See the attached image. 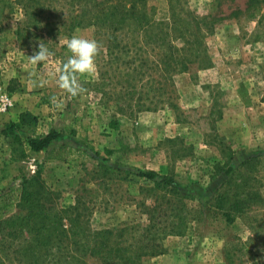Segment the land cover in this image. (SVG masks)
<instances>
[{
  "label": "rangeland",
  "instance_id": "1",
  "mask_svg": "<svg viewBox=\"0 0 264 264\" xmlns=\"http://www.w3.org/2000/svg\"><path fill=\"white\" fill-rule=\"evenodd\" d=\"M150 5L164 26L129 25L114 33L95 15H64L66 4L56 7L63 15H41L28 30H19L28 24L18 8L0 20V196L11 195L13 203L7 214L18 213L22 181L40 172L58 205L80 203L82 221L92 229L137 226L148 221L146 209L157 206L150 191L154 184L138 173L171 174L191 215L183 234L162 240L165 253L145 257L142 264H227L230 244L252 237L255 242L237 252V259L243 255L244 262L264 264V253L255 246L264 247V5L252 20L244 14L249 0ZM240 11L237 18L231 15ZM208 15L217 21L211 32L201 27L206 49L201 64L176 74L157 64L154 96L151 63L161 61L168 46L161 28L171 41L184 25L194 27V17ZM74 34L97 40L102 50L97 72L79 77L87 91L73 98L58 87V77L71 55L66 41ZM40 42L53 56L32 64L28 56ZM23 114L37 122L9 133ZM53 130L60 137L47 150L30 149L29 138ZM257 156V170L242 169L245 160ZM231 157L236 171L227 176L218 168ZM102 166L123 174L105 175ZM223 193L232 200L238 194L254 198L233 212L230 223L216 201Z\"/></svg>",
  "mask_w": 264,
  "mask_h": 264
},
{
  "label": "trees",
  "instance_id": "2",
  "mask_svg": "<svg viewBox=\"0 0 264 264\" xmlns=\"http://www.w3.org/2000/svg\"><path fill=\"white\" fill-rule=\"evenodd\" d=\"M66 1L68 3H62V0H0V20L7 14V10L14 13L18 8L23 12L28 24L19 30H28L29 25H34L38 17L59 14L56 7L66 4L70 5L67 9L69 14L64 15H95L96 21L101 20L104 25L115 29L114 33L129 25H133L134 29L146 30L154 25H165L153 17L155 7L150 3L154 0ZM262 5L264 0H249V5L244 10L246 18H257ZM82 7H85V12L82 10L81 13L75 14L79 12L75 10ZM240 13L242 11L231 15L237 18ZM216 21L212 15L201 19L194 17V27L188 28L184 25L186 30L176 34L171 41L163 34L162 30L165 28H161L160 37L168 46L161 61L151 63V92L154 96L158 89L157 80L153 76L156 68L164 66L163 70L167 73L173 71L176 74L177 70L187 71L193 63H200L202 54L206 52L201 27L211 32ZM17 35L21 36V33L18 31ZM9 90L13 92L14 89ZM29 119L30 123L27 122ZM36 122V117L23 114L19 123L9 126L8 132L14 134L15 130L23 128L25 124L31 126ZM59 137L60 134L53 130L45 136L31 137L28 142L30 149L39 153L47 150ZM64 151L65 147H61L59 153ZM232 159L233 157L229 158L226 167H219L218 171L224 170L227 176H233L236 170L231 165ZM260 165V157H251L242 163V169L249 172L257 170ZM102 168L105 175L123 174L121 170L112 167ZM138 176L154 184L150 191L156 198L157 206L151 210L146 209L148 221L137 226L100 230H94L82 221L83 209L80 203L69 208L60 207L56 194L48 187L40 172L25 178L17 190L15 206L18 213L9 216L7 212L13 206L12 197L9 194L0 196V264H142L145 257L164 254L162 240L170 234L184 233L183 229L187 227L191 209L173 175H159L150 171L139 172ZM15 192L16 190L12 191ZM242 196L238 194L232 200L229 193H223L216 198L223 216L230 223L234 222L233 212L241 209L243 202L249 203V199L254 198L253 194L252 198L251 195ZM227 206L230 207L229 210H226ZM253 242L255 239L252 237L246 242L231 243L226 255L227 264H252L250 258L248 262H244L243 255L237 259V252L242 253L244 248H248ZM255 246L256 252L260 255L264 253L263 246Z\"/></svg>",
  "mask_w": 264,
  "mask_h": 264
},
{
  "label": "clouds",
  "instance_id": "3",
  "mask_svg": "<svg viewBox=\"0 0 264 264\" xmlns=\"http://www.w3.org/2000/svg\"><path fill=\"white\" fill-rule=\"evenodd\" d=\"M66 47L71 55L63 64L58 77V87L74 98L87 91L79 82V77L94 75L97 72L96 57L100 54L102 45L95 39L74 34L66 41ZM52 56L53 53L47 44L40 42L38 51L28 58L32 64H41L48 62ZM44 83L40 81V86Z\"/></svg>",
  "mask_w": 264,
  "mask_h": 264
}]
</instances>
